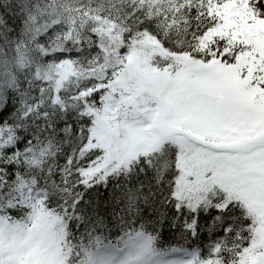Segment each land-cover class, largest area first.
<instances>
[{
	"label": "snow or ice",
	"instance_id": "obj_1",
	"mask_svg": "<svg viewBox=\"0 0 264 264\" xmlns=\"http://www.w3.org/2000/svg\"><path fill=\"white\" fill-rule=\"evenodd\" d=\"M0 264H264V0H0Z\"/></svg>",
	"mask_w": 264,
	"mask_h": 264
}]
</instances>
